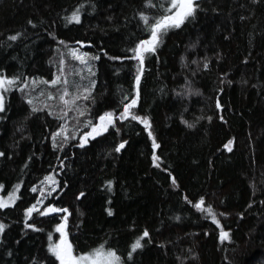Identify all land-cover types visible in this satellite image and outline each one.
Returning <instances> with one entry per match:
<instances>
[{
	"label": "trees",
	"instance_id": "trees-1",
	"mask_svg": "<svg viewBox=\"0 0 264 264\" xmlns=\"http://www.w3.org/2000/svg\"><path fill=\"white\" fill-rule=\"evenodd\" d=\"M167 2L0 0V75L16 78L2 91L0 198L19 185L0 208V264H58L48 246L62 218L75 255L103 245L122 264H264V0L193 2L194 15L145 54L134 88L129 49L150 35L140 14L154 21ZM71 49L98 58L81 64ZM65 89L89 98L66 107ZM133 96L155 163L143 124L119 118ZM105 112L112 124L81 147ZM201 197L219 228L194 207ZM49 204L67 216L40 215Z\"/></svg>",
	"mask_w": 264,
	"mask_h": 264
},
{
	"label": "snow or ice",
	"instance_id": "snow-or-ice-1",
	"mask_svg": "<svg viewBox=\"0 0 264 264\" xmlns=\"http://www.w3.org/2000/svg\"><path fill=\"white\" fill-rule=\"evenodd\" d=\"M151 0H146V5L150 6ZM162 8H164V14L156 17L154 21H150L149 18L144 15L143 13L140 14V20L144 22L146 28L150 31V35L147 39H141L138 43H136L135 47L132 49H129L133 53V55L130 57V59L135 60L138 62V71L135 75V85L134 88L137 87L140 83L141 75L140 73L143 71L144 67V61H145V54L146 53H155L156 48L158 47V44L161 42V37L164 32H166L169 28L175 27L179 28L187 18L192 17L194 15L195 9L197 5L193 3V0H168L166 6L164 4L161 5ZM68 22L75 21L79 23L80 16L79 11H74L71 16L65 17ZM31 23V21H29ZM19 35V34H17ZM17 37L16 35L10 36V40H15ZM70 54L73 56L74 59L79 60L81 64H85L88 59H97L96 56H89L88 52H80L78 53L77 50L71 49ZM110 59H117V57H110ZM64 61L61 60V65H63ZM205 67L207 65L205 64ZM15 77L13 78H7L3 75H0V90L3 92H7L10 90L12 86L15 84ZM51 84L55 85L58 83V79L54 78L51 82ZM67 83V82H65ZM95 82L93 81V84ZM90 89L85 88L84 93H89ZM66 96H69L68 91L65 89L63 93L59 96L60 101L63 102V104L67 106L74 105L75 102L81 98L88 99V95H81L78 94H72L71 99H65ZM48 99H53L51 94L48 96ZM125 99H128V97H125ZM30 105L32 104V100L27 101ZM136 105V97L133 96L130 99V102L125 103L123 105V112L120 114V119H126L131 118L132 120L138 121L143 124L145 131L148 133L149 139L152 140V147H153V161L154 163L158 159V157L155 155V149L158 147L155 139H153V133L151 132L150 128V122L149 118L147 116L141 117L139 115H135L130 112V109L135 107ZM3 95H0V111H3ZM217 107L219 108L220 105L217 104ZM32 111L35 112L37 109L35 107L32 108ZM83 111H80V115H83ZM99 123L92 124L91 125V131L84 134V136L80 137L81 140V147L87 142V137H93L100 135L101 132L106 131L108 126L112 124L113 121V114L111 112H105L103 115L99 116ZM90 123V122H86ZM63 127V126H61ZM57 133H53V137L55 138ZM67 139V138H65ZM232 141L229 140L227 144L224 145L226 149H229V145H231ZM55 147V144H54ZM124 147V143H120L117 145L115 151L119 152L121 148ZM45 179L50 180L51 177H46ZM52 183H55L54 180H52ZM109 185V188L111 187V181L107 182ZM173 183L175 184V180H173ZM19 189V185L14 186V190L9 193L7 198H0V208L8 207L12 203L15 202L17 199L15 191ZM33 191H36L35 188L32 189ZM84 193H80V196H83ZM79 198V197H78ZM41 201H38V203ZM203 204V197L199 201H197L194 204V207L197 210H202L207 214L208 217L211 218V221L213 224L217 226V228L220 227V222L216 218V215L214 214V211L211 206H208L207 208L202 209ZM36 210V205H33L25 210V217L28 218L33 211ZM63 212L65 214V217L67 216V209H61L56 208L49 204L42 212H40V215H45L48 212ZM108 214L111 215V210H107ZM220 215H225V213H221ZM4 225L0 224V231H3ZM25 227H33V230L35 227L33 225L26 224ZM55 231H57L60 234V239L56 242H52V236H49V246L48 251L51 255L55 257V259L59 262V264H122L121 257L117 255L116 251H114L111 248L105 249L103 245L94 248L88 252H85L83 254L75 255L73 246L68 240L67 233L65 232V221L62 218L61 222L55 226ZM149 233L147 230L144 231L141 237H138L131 245V251L128 253L129 259H132L133 253L137 250L143 247L141 240L143 237L148 236ZM228 236L227 232H224L221 230L220 232V239H226Z\"/></svg>",
	"mask_w": 264,
	"mask_h": 264
},
{
	"label": "rangeland",
	"instance_id": "rangeland-1",
	"mask_svg": "<svg viewBox=\"0 0 264 264\" xmlns=\"http://www.w3.org/2000/svg\"><path fill=\"white\" fill-rule=\"evenodd\" d=\"M0 95H3V94H2V90H0ZM3 105H4V99H3ZM0 112H1V111H0ZM0 233H1V231H0ZM59 239H60V238H59ZM59 239H58V240H59ZM58 240H57V241H58ZM58 264H59V262H58Z\"/></svg>",
	"mask_w": 264,
	"mask_h": 264
},
{
	"label": "water",
	"instance_id": "water-1",
	"mask_svg": "<svg viewBox=\"0 0 264 264\" xmlns=\"http://www.w3.org/2000/svg\"><path fill=\"white\" fill-rule=\"evenodd\" d=\"M201 1H204V0H193V2H201Z\"/></svg>",
	"mask_w": 264,
	"mask_h": 264
},
{
	"label": "bare ground",
	"instance_id": "bare-ground-1",
	"mask_svg": "<svg viewBox=\"0 0 264 264\" xmlns=\"http://www.w3.org/2000/svg\"><path fill=\"white\" fill-rule=\"evenodd\" d=\"M92 60V59H91Z\"/></svg>",
	"mask_w": 264,
	"mask_h": 264
}]
</instances>
